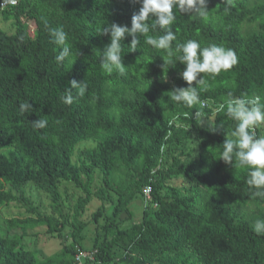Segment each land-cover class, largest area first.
Here are the masks:
<instances>
[{
    "label": "trees",
    "instance_id": "16d2710c",
    "mask_svg": "<svg viewBox=\"0 0 264 264\" xmlns=\"http://www.w3.org/2000/svg\"><path fill=\"white\" fill-rule=\"evenodd\" d=\"M15 1L0 5L2 20L14 29H0V207L15 203L25 213L0 225V264H77L79 249L96 251L88 264H264V235L252 230L264 219V197L248 186V169L219 160L237 122L226 108L216 112L229 93L264 99V0H232L227 11L224 0H208L207 19L177 11L173 50L195 39L231 48L238 57L215 78L202 74L209 87L200 100L208 107L169 100L172 90L188 86L180 75L185 66L179 54L169 58L146 37H137L135 50L132 37L122 42L124 75L100 69L98 51L110 43L100 30L113 22L130 27L141 6L137 0ZM57 26L80 55L56 61L60 46L49 28ZM163 59L176 64L164 65ZM72 79L86 80L88 90L69 105L61 97ZM27 101L34 111L22 114L20 104ZM39 118L48 120L46 128L33 127ZM203 118L213 120L215 131L201 125ZM256 132L264 135V125ZM187 141L196 146L176 154ZM174 179L187 183L185 190L162 192ZM71 190L79 193L72 206ZM30 191L49 197L52 214ZM138 196L146 200L141 221L120 227L121 215ZM94 199L102 202L95 224L110 207L111 214L88 250L81 218ZM41 227L64 240L45 257L36 245L40 232L32 233Z\"/></svg>",
    "mask_w": 264,
    "mask_h": 264
},
{
    "label": "clouds",
    "instance_id": "9594fccd",
    "mask_svg": "<svg viewBox=\"0 0 264 264\" xmlns=\"http://www.w3.org/2000/svg\"><path fill=\"white\" fill-rule=\"evenodd\" d=\"M137 2L141 6L139 11L132 15L130 27L113 22L105 24L100 30V35H107L110 39V43L102 51H98L100 69L109 74L118 71L124 75L126 67L121 59L122 42L126 36L132 37L130 46L135 50L140 42L137 37H146L145 42L148 45L166 50L169 58L179 54L178 61L185 66L180 75L188 86L172 90L169 100L188 107L201 104L200 91H205L209 87L207 79L202 74H211L215 78L216 75L229 71L238 63L237 54L233 49L216 43L202 46L199 41L188 39L184 43H177L173 50V42L177 39L173 31L177 11L190 14L191 17L207 19L210 14L208 0H137ZM231 4L232 0H224L226 11L230 9ZM174 9H176L175 13ZM41 19L45 27H49L48 21L43 17ZM155 30H160L163 34L156 37L147 36L150 31ZM49 33L52 42L60 46L59 54L55 57L57 62H64L74 54L80 55L68 45V34L62 26L49 28ZM166 63L170 66L176 64L171 59L164 60V65ZM87 90L86 80L72 79L68 81V87L64 90L65 95L61 99L65 104L70 105L75 97H84ZM225 108L228 117L237 123L235 129L222 143L223 151L219 160L234 169H248V186L257 189L256 196L264 197V135H258L256 132L258 127L264 125V99L249 97L247 94L233 96L229 93L227 101L219 104L216 112H223ZM33 111L29 101L20 104L22 114ZM32 125L37 130L44 129L48 125V120L39 118L33 121ZM213 130L215 131V127ZM252 230L257 235H264V219H257Z\"/></svg>",
    "mask_w": 264,
    "mask_h": 264
},
{
    "label": "rangeland",
    "instance_id": "374dc122",
    "mask_svg": "<svg viewBox=\"0 0 264 264\" xmlns=\"http://www.w3.org/2000/svg\"><path fill=\"white\" fill-rule=\"evenodd\" d=\"M12 26V22L10 21H3L0 16V29L6 31L7 33L14 32V29ZM31 31H33L34 27L31 25ZM201 125L203 127L213 128V120L208 118H203L201 120ZM196 146V143H191L190 141H187L185 144H183L181 147L176 149V154H180L182 151H188L190 148H193ZM186 159V158H184ZM183 159V160H184ZM187 185V183H184L182 179H174L170 180L167 183L163 184V187L161 189L162 192L170 194L172 192L173 188H180V191L185 190L183 187ZM28 195L33 198L37 203L41 204L42 211L46 214H52V210L50 208V199L47 195L30 191L27 192ZM71 194H73L71 200L69 201V205L72 206L75 202L76 196L79 194L78 192L71 190ZM146 200L142 196H138L135 198L127 207L126 212L123 215H121L119 226L125 227L129 226L133 223L141 221L143 217V210L145 206ZM102 205V202L98 199H94L90 204L87 206L86 211L84 215L82 216L81 220L83 222L84 227L80 229V234L82 236V245L85 247V249H91L93 239L95 236L96 229L100 228L104 222L106 221V214H111V207L107 209L104 214V217L102 216L99 220L98 224H95L93 221V214L95 211L98 210V208ZM65 211H69L68 208H65ZM25 213V209H20L18 204L12 203L9 205H4L0 207V225H4V221L10 217H18ZM70 228V227H68ZM45 227L38 228L36 230H33L32 233L40 232L39 240L36 242L37 247L40 249V254L42 257L51 255L57 251H59L63 245V238H59L58 236H49L47 234H44ZM71 232L72 230L68 229L65 233L68 234V242H71ZM28 240V239H27ZM26 240V241H27ZM31 245V244H30Z\"/></svg>",
    "mask_w": 264,
    "mask_h": 264
},
{
    "label": "built area",
    "instance_id": "2783aa9c",
    "mask_svg": "<svg viewBox=\"0 0 264 264\" xmlns=\"http://www.w3.org/2000/svg\"><path fill=\"white\" fill-rule=\"evenodd\" d=\"M16 3L15 0H10V1H3L1 2V7H5L6 5H14ZM208 107V103L206 101L202 102V107ZM144 196L146 197V199H150L151 197V188L150 187H146L144 190ZM96 251L94 252H87V251H83L81 249L78 250V253L76 255V262L77 264H88V260H94V255H95Z\"/></svg>",
    "mask_w": 264,
    "mask_h": 264
}]
</instances>
